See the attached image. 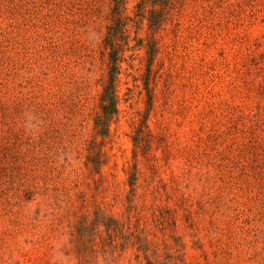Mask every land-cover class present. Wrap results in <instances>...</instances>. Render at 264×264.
I'll return each instance as SVG.
<instances>
[{"label":"rangeland","instance_id":"374dc122","mask_svg":"<svg viewBox=\"0 0 264 264\" xmlns=\"http://www.w3.org/2000/svg\"><path fill=\"white\" fill-rule=\"evenodd\" d=\"M110 8L0 0V264H264V0H125L102 136Z\"/></svg>","mask_w":264,"mask_h":264},{"label":"trees","instance_id":"16d2710c","mask_svg":"<svg viewBox=\"0 0 264 264\" xmlns=\"http://www.w3.org/2000/svg\"><path fill=\"white\" fill-rule=\"evenodd\" d=\"M111 1V17L112 24L108 26L107 33L104 37L105 45L109 48L108 51V72H107V80L103 91L99 97L100 102V112L94 118V127L95 133L97 135H106L107 133V124L110 120L111 116L116 111V97L114 93V80L116 73L118 71V53L122 48L120 44V38L117 34H122L123 26L129 20L128 17L123 16V9L125 0H110ZM160 23L159 19H154L148 25L149 27H153L154 30L157 28V25ZM134 142H139L141 137L138 136V133L133 137ZM95 142L91 141L90 146L88 147L89 161L91 160L94 165L102 163L101 159L102 155L99 150L95 149ZM93 149H95V153H93ZM103 154V153H102Z\"/></svg>","mask_w":264,"mask_h":264}]
</instances>
